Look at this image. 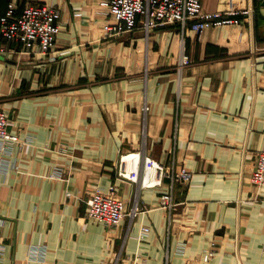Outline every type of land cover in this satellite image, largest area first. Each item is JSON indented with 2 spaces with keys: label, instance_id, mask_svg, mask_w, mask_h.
<instances>
[{
  "label": "crops",
  "instance_id": "0c3cea01",
  "mask_svg": "<svg viewBox=\"0 0 264 264\" xmlns=\"http://www.w3.org/2000/svg\"><path fill=\"white\" fill-rule=\"evenodd\" d=\"M46 1L61 9L49 54L0 40V100L20 135L0 153V264H203L210 247L213 264H264V186L252 178L264 150L263 0H202L252 5L240 25L147 33L140 22L118 36L106 34L104 0ZM140 150L191 171L173 210L158 208L169 180L117 177L120 156ZM113 183L146 210L117 228L85 214Z\"/></svg>",
  "mask_w": 264,
  "mask_h": 264
},
{
  "label": "built area",
  "instance_id": "2783aa9c",
  "mask_svg": "<svg viewBox=\"0 0 264 264\" xmlns=\"http://www.w3.org/2000/svg\"><path fill=\"white\" fill-rule=\"evenodd\" d=\"M103 6L106 8L110 21L105 25L108 36H118L130 33L138 29L139 23L147 32L158 28L179 25L183 31L192 30L202 34L207 29L222 26H234L243 24L245 19L253 13L252 5L232 7L230 9L217 8L208 10L202 0H104ZM61 9L55 4L48 3L46 0H37L25 4L20 10L16 1L11 0L4 13H0V40L9 44H16L30 52L42 55L49 54L56 45L57 36L61 31L60 25ZM0 49L6 50L4 45ZM188 55L183 56V63H189ZM148 110L149 106L145 105ZM12 122L8 111L0 105V153H6L12 146L20 142V137L11 130ZM258 165L253 171V181H257V175L264 170V150L259 152ZM130 156L129 158H127ZM126 159L133 160L131 167ZM155 166L151 184L163 185L167 179L170 181L169 188L160 196L161 202L158 208H169L173 210L178 202L174 197V190L177 186H187L190 183L192 173L184 164L165 163L155 156L148 155L141 151L126 152L120 156L118 161L117 177L126 178L141 187H145L142 182L148 169ZM147 185V186H155ZM264 186V185H263ZM117 185L111 184L108 190L96 189L93 199L88 206H93L96 198H104L98 201L100 208L108 205L107 201L123 203L114 194ZM68 195H71L68 192ZM136 199L130 211L129 217L133 220L146 210L140 206ZM87 206V207H88ZM126 213H129L127 210ZM86 216L89 219L100 222L106 227L117 228L123 222L119 211L112 215L99 213L97 210L87 208ZM126 215V214H125ZM151 230L147 224H141L138 238L144 239ZM3 248V245H0ZM185 244L181 243L177 247L179 253H185ZM216 255L215 247L207 248L202 253L203 264H213ZM24 264H32L27 261Z\"/></svg>",
  "mask_w": 264,
  "mask_h": 264
},
{
  "label": "bare ground",
  "instance_id": "6f19581e",
  "mask_svg": "<svg viewBox=\"0 0 264 264\" xmlns=\"http://www.w3.org/2000/svg\"><path fill=\"white\" fill-rule=\"evenodd\" d=\"M35 1H37V0H35ZM149 106V105H148ZM145 111H147L146 109H145ZM141 151V150H140ZM142 152V151H141ZM259 155H260V153H259ZM129 157V156H128ZM127 157V158H128ZM259 158V157H258ZM126 161H127V163L131 166V167H133V161H131V160H129V159H126ZM258 165V164H257ZM156 168H155V166H152L151 167V169H148V171H147V173H146V176H144V178H143V183L145 184V187H150V186H147V185H155V184H151V182L153 181V180H151L152 179V177H153V175L155 174V172H154V170H155ZM189 170V169H188ZM190 171V170H189ZM191 172V171H190ZM252 178H253V176H252ZM125 180H128V181H131V180H129V179H126L125 178ZM257 181L258 182H260V183H257V184H259V185H264V170L259 174V175H257ZM131 182H133V181H131ZM135 183V182H134ZM159 185V184H158ZM158 185H155V186H158ZM99 188V187H98ZM98 188H95L94 189V191L91 193V195H90V197H89V199H87V202H88V204L90 203V201L93 199V194H94V192L96 191V189H98ZM116 193H117V189H116ZM115 194V193H114ZM116 195V194H115ZM117 196V195H116ZM118 197V199L119 200H121L123 203H120L119 201L118 202H116V201H107V202H109L108 203V205H106V206H102V208H100V204H98V201H100V200H102V199H104V198H101V199H99V198H96V202L94 203V205L93 206H88V209H90V211H93V209H95V210H97L99 213H107V214H110V215H112L114 212H116V211H119V213H120V215H121V219L124 217H129V215H130V211H131V209H132V207H133V204H134V202H135V200H133L132 201V203H131V206L130 207H127V201L123 198V197H120V196H117ZM159 202H161V199H160V201ZM141 206V205H140ZM142 207V206H141ZM166 209H168L169 210V208H166ZM127 210L129 211V213H126L127 212ZM126 214V215H125ZM124 218H123V220H124ZM137 217H135V219H136ZM135 219H133L132 221H134ZM100 223V222H99ZM122 223V222H121Z\"/></svg>",
  "mask_w": 264,
  "mask_h": 264
},
{
  "label": "rangeland",
  "instance_id": "374dc122",
  "mask_svg": "<svg viewBox=\"0 0 264 264\" xmlns=\"http://www.w3.org/2000/svg\"><path fill=\"white\" fill-rule=\"evenodd\" d=\"M1 92V91H0ZM1 97V96H0ZM0 105L2 106V107H4L3 105H2V101L0 100ZM5 109V108H4ZM11 120V119H10ZM12 130V129H11ZM16 133V135H18V137H20V135H19V133L16 131L15 132ZM20 139V138H19ZM116 170L118 171V162L116 163ZM119 178V177H118ZM120 179H125V178H120ZM115 184V183H114ZM101 188V187H100ZM117 188H118V185H117ZM103 189V188H102ZM69 192V191H68ZM68 194V193H67Z\"/></svg>",
  "mask_w": 264,
  "mask_h": 264
},
{
  "label": "water",
  "instance_id": "95a60500",
  "mask_svg": "<svg viewBox=\"0 0 264 264\" xmlns=\"http://www.w3.org/2000/svg\"><path fill=\"white\" fill-rule=\"evenodd\" d=\"M262 8H261V11L263 12V14H264V0L262 1Z\"/></svg>",
  "mask_w": 264,
  "mask_h": 264
}]
</instances>
